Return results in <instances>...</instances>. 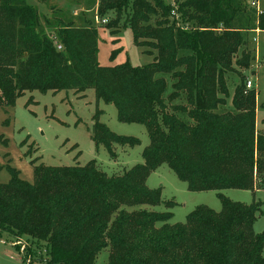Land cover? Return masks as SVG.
<instances>
[{
    "label": "trees",
    "instance_id": "obj_1",
    "mask_svg": "<svg viewBox=\"0 0 264 264\" xmlns=\"http://www.w3.org/2000/svg\"><path fill=\"white\" fill-rule=\"evenodd\" d=\"M242 1L176 0L175 6L99 0L98 16L115 13L104 26L117 30L124 15L134 45L152 57L142 66L101 67L97 28L88 20L76 26L53 4L45 17L25 0H0L1 107L27 91L92 89L97 101L115 107L118 121L144 125L149 138L143 162L119 174L105 173L93 160L84 166L31 160L34 180L27 183L7 166L9 180L0 182V231L44 244L46 264H95L105 249V264H264V233L253 230L262 203L244 204L221 193L264 190L256 91L241 83L231 109H221L228 96L223 74L243 45L241 32L264 30V10L252 22ZM240 55L234 64L248 69L253 57L244 49ZM101 114L95 111L90 130L96 147L113 158V144H139L112 132L99 121ZM162 164L189 191H216L220 211L199 205L184 223L169 224L170 211L149 207L163 202L160 188L146 185ZM163 204L170 209L175 202Z\"/></svg>",
    "mask_w": 264,
    "mask_h": 264
},
{
    "label": "rangeland",
    "instance_id": "obj_2",
    "mask_svg": "<svg viewBox=\"0 0 264 264\" xmlns=\"http://www.w3.org/2000/svg\"><path fill=\"white\" fill-rule=\"evenodd\" d=\"M99 0H25L28 5L37 8L41 15L51 16L50 6L53 4L62 16L75 20L76 26H83L88 20L97 28V62L101 67H112L128 62L131 66H142L150 63L152 57L133 43L132 33L128 23L123 24V15L112 31L105 27L101 20L115 18L114 11H108L100 17L97 13ZM173 5L176 0H163ZM184 2L187 0H178ZM250 0H243L246 10L255 21L259 13L249 7ZM62 4V6L60 5ZM177 2L174 4L176 6ZM81 8L82 10H78ZM260 10H264V0H259ZM77 10V14H73ZM70 19V18H69ZM257 30V29H256ZM45 32L51 36V30ZM215 34L219 29L214 30ZM243 45L232 58L233 68L225 70L223 81L227 90L225 106L221 109H231V98L235 88L246 79L252 82V90L256 91V120L255 128L258 133L264 130V30H246L241 32ZM242 49L246 50L253 60L248 69H239L234 63L240 58ZM112 51L116 54L111 59ZM255 56L256 60L255 61ZM221 96V95H219ZM96 110H102L99 121L104 123L112 132L118 135L132 136L139 140L133 147L113 144L115 157H111L102 146H95L90 138L93 125V115ZM5 140V144L2 143ZM147 131L142 124L124 123L117 120L116 109L112 104L97 101L92 89L85 92L59 91L40 93L39 91L25 92L18 97L12 106H0V182L9 180L7 166L18 172L19 178L27 183L34 180L33 166L42 163L49 166H84L91 160L105 173L119 174L137 163H142V150L148 145ZM150 189L160 188L161 200L175 202L167 209L163 202L157 206H149L155 211H170L169 224H182L186 215L195 207L204 205L218 212L221 209L216 191L192 192L186 183L179 180L175 173L162 164L151 172L146 179ZM221 193L232 201L251 204L260 201L262 214L253 225L255 233H264V190L256 191L224 189ZM264 250V244H263ZM108 250L98 253L95 264H105ZM48 256L45 245L25 237H14L0 231V264H46ZM26 259L29 262H26Z\"/></svg>",
    "mask_w": 264,
    "mask_h": 264
},
{
    "label": "built area",
    "instance_id": "obj_3",
    "mask_svg": "<svg viewBox=\"0 0 264 264\" xmlns=\"http://www.w3.org/2000/svg\"><path fill=\"white\" fill-rule=\"evenodd\" d=\"M249 7L252 9H255L259 14L262 12V10H260V8H259V0H250L249 1ZM106 22H107L106 18L101 20V23L105 24ZM57 48L61 49V46L58 45ZM245 88H246V90H250L252 88V82L250 79H246ZM26 262H29V260L26 259Z\"/></svg>",
    "mask_w": 264,
    "mask_h": 264
},
{
    "label": "crops",
    "instance_id": "obj_4",
    "mask_svg": "<svg viewBox=\"0 0 264 264\" xmlns=\"http://www.w3.org/2000/svg\"><path fill=\"white\" fill-rule=\"evenodd\" d=\"M59 5H60V4H59ZM60 6H62V4H61ZM78 10L81 11L82 9H81V8H78ZM77 13H78L77 10H74L73 14H77ZM255 31L258 32V31H260V30L257 29V30H255ZM255 61H257V60H256V56H255ZM256 123H257V120H256ZM258 190H259V189H258ZM258 190H255V191L257 192Z\"/></svg>",
    "mask_w": 264,
    "mask_h": 264
}]
</instances>
